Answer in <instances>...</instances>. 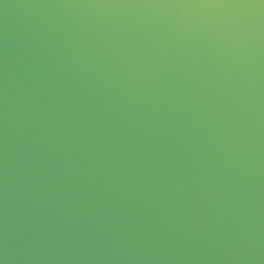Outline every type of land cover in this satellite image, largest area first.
Returning <instances> with one entry per match:
<instances>
[{"label": "water", "instance_id": "1", "mask_svg": "<svg viewBox=\"0 0 264 264\" xmlns=\"http://www.w3.org/2000/svg\"><path fill=\"white\" fill-rule=\"evenodd\" d=\"M0 264H264V0H0Z\"/></svg>", "mask_w": 264, "mask_h": 264}]
</instances>
